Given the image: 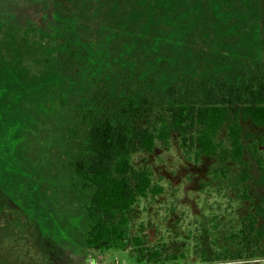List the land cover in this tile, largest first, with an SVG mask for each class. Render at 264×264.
<instances>
[{"label":"trees","instance_id":"trees-1","mask_svg":"<svg viewBox=\"0 0 264 264\" xmlns=\"http://www.w3.org/2000/svg\"><path fill=\"white\" fill-rule=\"evenodd\" d=\"M54 17L50 56L65 63V82L51 84L15 141L33 169L23 176L78 248L120 247L134 205L163 190L133 153L169 145L176 131L187 156L241 160L254 136L244 122L264 128V32L253 35L264 0H64ZM132 240L140 261L160 255Z\"/></svg>","mask_w":264,"mask_h":264},{"label":"rangeland","instance_id":"rangeland-1","mask_svg":"<svg viewBox=\"0 0 264 264\" xmlns=\"http://www.w3.org/2000/svg\"><path fill=\"white\" fill-rule=\"evenodd\" d=\"M63 4L0 0V264H264V183L256 157H264V128L248 121L245 132L254 136L243 139L241 160L187 156L176 131L169 145L158 142L152 151L133 153L134 166L151 168L163 190L134 205L124 245L78 248L66 231L57 230L44 210L48 201L23 176L28 168L15 141L52 95L51 84L65 82V63L50 56L55 41L48 35L58 27L54 12ZM253 28L255 38L262 35V19ZM13 32L23 40L13 43ZM258 56L264 59V51ZM254 141L258 148L252 152ZM44 151L46 146L40 160ZM136 235L147 252L157 248L160 255L140 261Z\"/></svg>","mask_w":264,"mask_h":264}]
</instances>
